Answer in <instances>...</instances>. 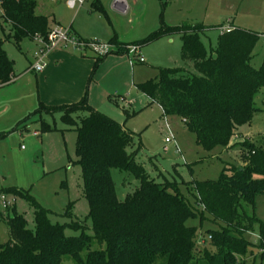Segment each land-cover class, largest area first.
<instances>
[{
	"label": "trees",
	"instance_id": "16d2710c",
	"mask_svg": "<svg viewBox=\"0 0 264 264\" xmlns=\"http://www.w3.org/2000/svg\"><path fill=\"white\" fill-rule=\"evenodd\" d=\"M93 6L105 12L100 0H94ZM38 7V0H0L1 17L11 26L6 40L19 46L24 38L47 36L52 26L47 15L37 12ZM232 26L231 31L219 35L211 53L201 38L206 28L202 24L171 26L162 21L161 27L145 38L121 42L114 37L109 41L114 49L95 58L89 81L109 54H128L132 47L141 49L178 34L181 56L194 62L196 73L177 66L159 67L156 78L137 87L149 98V105H160L165 116L181 117L203 149L229 147L239 135V126L249 123L258 112L255 97L264 88V65L256 68L251 64L259 33ZM4 41L0 39V87L18 77ZM83 111L88 115L73 119V112ZM123 111L130 115L125 105ZM36 112H62L63 122L77 132V163L94 234L67 235V227L83 230L84 222L53 223L50 211L34 197L12 188L9 191L16 196L33 202L36 228L29 229L25 216L16 210L12 215L8 209L5 213L0 210V222L8 224L10 233L7 242L0 239V264H62L66 257L76 264H264V219L256 214L258 197L264 195L263 146L251 140L239 143L245 164L230 172L223 170L216 180L172 182L161 174L164 181H158L136 160L140 147L129 152L135 132L94 108L88 91L74 103L39 101ZM113 168L131 173L139 181L124 200L117 196ZM181 184L190 186L187 194ZM206 214L218 227L207 229L201 243L199 228L186 221L203 220ZM253 235L257 241L252 240ZM93 240L105 247L92 249Z\"/></svg>",
	"mask_w": 264,
	"mask_h": 264
},
{
	"label": "rangeland",
	"instance_id": "374dc122",
	"mask_svg": "<svg viewBox=\"0 0 264 264\" xmlns=\"http://www.w3.org/2000/svg\"><path fill=\"white\" fill-rule=\"evenodd\" d=\"M38 1L40 8L37 12L47 15L50 24H54L55 19L66 27L72 24L74 36V29L78 27L83 32V39H97L104 43H108L114 34L125 42L145 38L160 28L162 21L171 26L202 24L206 28L201 38L211 53L217 47L222 28L234 25L259 33L251 64L256 68L264 65V0H135V3L128 2L131 12L122 18L97 10L93 6L94 0H86L78 11L70 8L66 0ZM1 14L0 8V39L5 40L4 48L15 62L18 77L11 84L0 87V190L9 203L4 206L0 195V210L5 213L8 209L11 215L16 210L25 216L28 228L35 230L33 202L9 191L20 189L50 211L49 218L53 223L84 222L83 230L67 227V235H80L82 231L93 235L82 169L77 163V132L63 122L62 112L54 115L36 112L39 99L45 102L41 92H51L56 83L71 79L75 60L64 56L59 60L55 74L47 82L40 83L41 73L27 70L40 42L24 38L18 46L13 40H6L11 26ZM64 47L68 52L92 61L86 81L89 94L93 95L103 113L135 132V144L129 152L140 147L136 160L156 180L164 181L161 174L172 182L216 180L223 170L230 172L232 168H241L245 164L239 143L251 140L264 147V88L255 97L258 112L249 123L239 126L238 137L229 147L217 146L209 151L197 143L196 135L186 128L181 117L165 116L160 105H149V98L137 84L156 78L159 67L177 66L196 73L194 62L181 56L180 35L165 36L142 47L140 55L145 58L144 62H136L133 52L109 54L91 81L88 79L97 55L91 49L82 51L71 44ZM46 61L49 62V55ZM115 95L125 96L128 103L116 102ZM124 105L130 111L129 116L123 111ZM87 115L84 111L72 113L76 121ZM24 119H27L25 123L18 126ZM45 126L51 129L46 130ZM166 136H171L172 142L166 144ZM112 177L119 200H124L139 186L134 175L117 168L112 169ZM189 187L182 185V192L187 194ZM67 209L70 210L65 215ZM248 212L253 213L250 207ZM256 214L264 219V195L258 197ZM207 217L206 214L203 220L197 217L186 221L199 228L201 243H204L207 229L218 227ZM0 239L3 243L10 239L9 227L4 221L0 222ZM252 240L257 241L255 235ZM104 247L105 244L100 245L96 240L91 245L92 249ZM86 253L87 250L83 251L84 256ZM62 264L76 263L66 257Z\"/></svg>",
	"mask_w": 264,
	"mask_h": 264
},
{
	"label": "crops",
	"instance_id": "0c3cea01",
	"mask_svg": "<svg viewBox=\"0 0 264 264\" xmlns=\"http://www.w3.org/2000/svg\"><path fill=\"white\" fill-rule=\"evenodd\" d=\"M129 1L135 3V0H100L101 6L104 8L105 11L104 13L109 12V14L115 15L116 17H120V18L128 17V15L130 14L131 8L129 7L128 4ZM55 24H61V23L59 21H56L55 19L54 24H50V25L53 26ZM70 26L73 28L72 24ZM76 28L77 29H74V33L76 34V36L83 38L82 30L78 27ZM114 37H117L120 40L117 34H114L112 38ZM120 41L125 42L122 40ZM66 49H67L66 47L60 46L51 51V53L49 54V62L47 64V67L43 72H41V77L39 78L40 83L47 82L53 76V73L55 74L56 69L59 66V60L64 56L70 57L72 58V60H75L74 62L75 67L72 70V77L70 80L61 83H56V85L53 86V89L51 91L53 92L52 95H49L48 93L51 92H48L47 90L41 92L42 93L41 97L43 100H45V102L44 101L43 102L44 103L47 102L46 104L49 103L48 105H62V104L74 103L78 101L88 91L89 84L87 86L86 81L91 71L92 61L88 59H83V56L80 57L78 53L75 54V52H68ZM27 70H29V68ZM88 100L89 103L94 108L100 110L97 107L96 104L97 102L95 98L93 97L92 94H89V92H88ZM39 101L42 100L39 99Z\"/></svg>",
	"mask_w": 264,
	"mask_h": 264
},
{
	"label": "built area",
	"instance_id": "2783aa9c",
	"mask_svg": "<svg viewBox=\"0 0 264 264\" xmlns=\"http://www.w3.org/2000/svg\"><path fill=\"white\" fill-rule=\"evenodd\" d=\"M57 1V0H52ZM86 0H66L67 5L70 8H77V11L85 4ZM233 26H224L222 28V32H229L233 29ZM71 26L66 27L61 24H55L53 25L47 36H37L36 39L40 42L39 49L34 53V61L31 63L29 67V71H34L41 73L43 72L47 67V61L46 58L51 52V50L60 47V46H66V45H73L76 48L80 50H86L91 49L97 56H102L108 54L112 49H114V46L112 44L101 42L97 39L92 40H82L78 36H74L71 31ZM264 37V36H263ZM131 52L136 54V58L144 62L145 58L140 55L141 49L137 47H132ZM115 99L117 102L125 103L127 104V98L125 96L121 95H115ZM172 142L171 136H166L165 143ZM167 146H165V150H167ZM179 150V148H178ZM1 200L4 206H8V202L6 201V198L4 195H1Z\"/></svg>",
	"mask_w": 264,
	"mask_h": 264
}]
</instances>
